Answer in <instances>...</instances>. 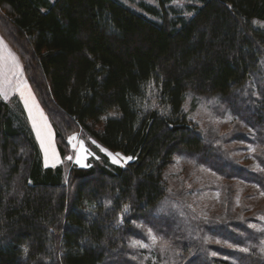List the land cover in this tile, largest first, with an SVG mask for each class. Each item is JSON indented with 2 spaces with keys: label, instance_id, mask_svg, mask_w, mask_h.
<instances>
[{
  "label": "trees",
  "instance_id": "16d2710c",
  "mask_svg": "<svg viewBox=\"0 0 264 264\" xmlns=\"http://www.w3.org/2000/svg\"><path fill=\"white\" fill-rule=\"evenodd\" d=\"M152 1L0 0L3 36L63 158L75 127L132 157L121 166L98 152L68 176L47 167L24 111L0 95V264H264L253 218L189 219L164 206L178 155L264 193V0ZM188 94L235 117L232 139L256 147V166L206 137L184 108Z\"/></svg>",
  "mask_w": 264,
  "mask_h": 264
},
{
  "label": "rangeland",
  "instance_id": "374dc122",
  "mask_svg": "<svg viewBox=\"0 0 264 264\" xmlns=\"http://www.w3.org/2000/svg\"><path fill=\"white\" fill-rule=\"evenodd\" d=\"M122 1L137 9L140 1L149 2L152 0ZM177 3L182 4V1H177L176 4ZM257 23L264 26V23L262 22ZM2 26L3 24L0 21V33L3 35V30L1 29ZM6 41L8 42L7 39ZM9 47L11 48L10 50L13 56L10 55V60L2 58L0 67L3 68V65L4 67L8 66L6 68L10 72H15V70H17L19 74H12V76L14 75L16 77L17 81H15V84L12 85L10 89L8 87L7 93L9 92V94L5 99L19 113L24 111L23 116L35 137L37 134H35L36 127L31 122L24 103L20 100L16 89L18 90V88L23 85H26L25 87L28 88L27 85H29L38 100L39 97L29 80L22 57L19 56L17 50H15L10 44ZM7 69H5V72H7ZM5 75L4 72H1L0 79L3 78V81L6 80L4 78ZM11 83L13 84V82ZM215 103L216 101L214 98H205L203 96L188 94L184 101V108L189 115V118L200 127L201 131L205 133L207 138H210V140H216L224 150L244 165L256 166V147L249 143L232 139L235 132L240 128L239 123L233 116L218 115L215 111ZM41 106L47 115L53 138L51 139L52 157L49 163L62 165L65 168L67 176L70 167L73 165L86 167L85 165L89 166L93 159L99 160L98 152L106 154L110 161L116 165L125 166L132 160H125L124 158L130 156H127L122 152L112 151L104 147L95 139H92L89 135L82 132L80 127H75L73 130L75 132L67 137L69 149H67V156L63 158L58 146L56 128L47 110H45L42 104ZM243 131L252 135V130L250 128H246V130ZM72 137H75V139H71ZM104 149L107 151H104ZM253 149H255V151H253ZM53 151L55 152V157L53 156ZM108 153H112L113 155L117 153L120 154L116 157V159L119 160V163L113 162V157L109 156ZM68 157H71L72 159H68ZM78 157L80 158L79 162ZM165 179L169 187V198H167V204L164 206L171 207L170 205L173 203L178 204L181 208H184V213L189 219L193 215L199 218H206V220L215 219L217 215L221 214L220 217H223L237 211L245 218H253L251 219L250 224L255 225V228L261 229L264 227V219H262L264 218V193L254 184L243 180L225 181L222 176L182 155L174 156L173 163L166 170ZM229 185H231L232 188H230ZM229 200H232L230 206L231 211L226 210L230 205ZM180 216L184 217L182 214H180ZM185 222L186 221L184 220L183 223ZM183 229L188 232L186 227ZM206 236L207 242H211L208 235ZM215 241L220 246L225 245L221 240ZM262 247H264V240Z\"/></svg>",
  "mask_w": 264,
  "mask_h": 264
},
{
  "label": "crops",
  "instance_id": "0c3cea01",
  "mask_svg": "<svg viewBox=\"0 0 264 264\" xmlns=\"http://www.w3.org/2000/svg\"><path fill=\"white\" fill-rule=\"evenodd\" d=\"M0 38H2V40H0V62H1L2 58L6 59V60H10V57L13 55L11 54V50H10L11 48L9 47V43L6 41L5 37L1 33H0ZM12 51H14V50H12ZM0 65H1V63H0ZM6 67H8V66H6ZM6 67H4V65H3V68L0 67V73L4 72L6 74L4 76V78L6 80L3 81V78L0 79V95L5 101H7L5 98L9 94V92L7 93L8 87L10 89L11 86L15 84V81H17L16 77L14 75L12 76V74H19V72L17 70H15V72H10ZM5 69H7V72H5ZM11 82H13V84ZM25 86L26 85L19 87L18 90L16 89V91H17V94H18L20 100L24 103V106L27 110V114L29 115L31 122L33 123V117L35 116L36 121H37V126H39L41 129V135L39 137L36 134L37 133V127L35 126L36 127L35 138L37 137L36 140L38 142V145H39L41 153H42L43 163L47 167L57 166L58 165L57 163H54V164L49 163V161L51 160V157H52V149H51L52 141H51V139H53V138H52L51 127H50L47 115H46L45 111L43 110L39 100L37 99V97L33 93L32 89L29 87V85H27L28 88H26ZM21 92H23V95H21ZM26 99H27V104L25 103ZM41 112H42V115H41ZM41 138H43V140H44V146H42V144H41ZM45 147H47V149H48L47 157L45 154Z\"/></svg>",
  "mask_w": 264,
  "mask_h": 264
},
{
  "label": "snow or ice",
  "instance_id": "6c2138e0",
  "mask_svg": "<svg viewBox=\"0 0 264 264\" xmlns=\"http://www.w3.org/2000/svg\"><path fill=\"white\" fill-rule=\"evenodd\" d=\"M0 40H2V38H0ZM21 95H23V92H21ZM25 103L27 104V99L25 100ZM41 115H42V112H41ZM33 124H34V126L37 127V135L40 136L41 135V129H40L39 126H37V121H36V117L35 116L33 117ZM71 139H75V137H72ZM94 143H95V141H94ZM41 144H42V146H44V140H43V138H41ZM104 151H107V150L104 149ZM253 151H255V149H253ZM47 152H48V149H47V147H45L46 157H47ZM108 155L113 157V162L119 163V160H117L116 157L119 156L120 154L117 153V154L113 155L112 153H108ZM53 156L55 157V152L54 151H53ZM68 159H72V158L71 157H68ZM124 159L125 160H131L132 157H126ZM79 160H80V158L78 157V162H79ZM85 166H87V165H85ZM125 211H127V206L125 207ZM262 219H264V218H262ZM252 227L255 228L256 226L255 225H252ZM259 230L260 231H264V229H259ZM148 231H149V235H150V237L152 239L153 244H156L158 242V238L156 237L155 234H153L151 232V229H149ZM133 243H134L135 246L144 247V248L149 247L148 244H145L142 241H134ZM260 250H261V252H264V247H262ZM25 251H27V249H25ZM242 251H245L246 252V251H248V249H242Z\"/></svg>",
  "mask_w": 264,
  "mask_h": 264
}]
</instances>
